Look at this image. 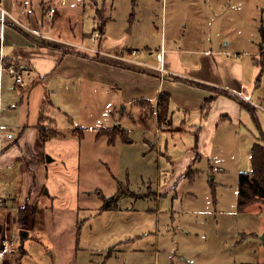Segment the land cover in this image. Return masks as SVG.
<instances>
[{"label": "rangeland", "instance_id": "1", "mask_svg": "<svg viewBox=\"0 0 264 264\" xmlns=\"http://www.w3.org/2000/svg\"><path fill=\"white\" fill-rule=\"evenodd\" d=\"M16 1L14 15L25 1L41 11L42 1L51 4L54 12L49 5L46 12L52 18L51 35L80 41L90 50L97 44L93 33L101 34L91 16L101 7L108 43L125 41L143 57L147 48L155 50L162 42L191 49L204 44L236 55L249 78L254 64L248 51H261L251 40L260 35L264 0ZM94 84L74 79L57 96L84 127V136L77 138L81 151L74 174L79 207L75 227L71 216L62 217L59 234L49 228L53 240H39L30 249L33 259L61 264L76 253L79 264H264V200L244 211L237 207L239 173L251 170L252 134L226 121L211 154L195 158L191 133L155 134V120H144L139 106L125 112L116 91L103 92ZM255 84L253 100L262 103L264 67L257 70ZM5 88L18 99L14 84H4L3 120L11 116L5 111ZM116 124L131 142L121 135L113 142L96 139V131ZM147 129L153 133L150 141L143 137Z\"/></svg>", "mask_w": 264, "mask_h": 264}, {"label": "crops", "instance_id": "2", "mask_svg": "<svg viewBox=\"0 0 264 264\" xmlns=\"http://www.w3.org/2000/svg\"><path fill=\"white\" fill-rule=\"evenodd\" d=\"M26 2L14 15L17 1L0 0V46L4 54V67L0 69V238L12 237L15 246L19 245L18 252L6 254L9 258L5 256L3 264H40L30 249L39 240H53L49 228L57 236L64 216H71L75 227L79 194L74 174L84 127L57 99L59 91L67 89L74 79L95 83L103 92L116 91L125 112L128 106H139L144 120H155V134L164 131L173 138L175 132L191 133L194 137L189 148L195 158L211 154L214 137L226 121L240 131L248 130L254 143L261 142L251 114L235 96L254 105L264 132V111L253 100L257 70L264 67V13L260 35L251 40L260 44L261 51H248L254 64L248 78L236 55L204 44L191 49L172 43L167 47L162 42L155 50L147 48L145 57L133 56L135 47H126L125 41L108 43L103 12L91 16L101 31L95 49L83 48L80 41L51 35L52 18L46 17L51 4L42 1L41 11ZM2 8L6 11L3 19ZM160 50L166 69L163 73L156 67ZM130 57L140 63L127 61ZM9 63L19 66L21 82L6 70ZM8 75L18 99L8 96L11 90L5 88V111L11 116L3 120L2 88L12 84ZM159 98L165 100L164 110L158 105ZM127 113L131 115L130 110ZM7 133H12V138H7ZM151 135L149 129L144 131V140L150 141ZM95 137L107 136L97 137L96 131ZM21 209L26 210L24 225L18 221ZM73 235L74 229L69 239ZM41 245L50 252L49 246ZM60 263L79 264L76 253L73 259ZM153 264H158L157 260Z\"/></svg>", "mask_w": 264, "mask_h": 264}, {"label": "trees", "instance_id": "3", "mask_svg": "<svg viewBox=\"0 0 264 264\" xmlns=\"http://www.w3.org/2000/svg\"><path fill=\"white\" fill-rule=\"evenodd\" d=\"M95 12L97 16H100L102 13V8L97 7ZM235 97L237 98L241 106L246 108L251 114V117L259 133V140L261 141L255 142L251 148V170L241 171L239 173L237 207L239 211H244L248 206L252 205L253 203L264 200V132L261 129L254 105L240 97ZM160 98L158 100V105H161L162 110H164L166 108V103L164 98ZM158 118L162 119V116L159 115ZM102 135H106L108 137V142H113L115 137H117L118 135H121L126 142H131V139L128 137L126 130L122 129L119 126L100 128L97 131V137H100ZM43 137L44 136H42V138ZM186 173H188V170ZM25 212L26 210L21 209L19 214L18 221L22 225H24L25 222Z\"/></svg>", "mask_w": 264, "mask_h": 264}, {"label": "built area", "instance_id": "4", "mask_svg": "<svg viewBox=\"0 0 264 264\" xmlns=\"http://www.w3.org/2000/svg\"><path fill=\"white\" fill-rule=\"evenodd\" d=\"M49 12L50 13H53L54 12V8L53 7H50L49 9ZM6 14V11L5 9H1V17L2 19L4 18ZM93 36L97 39L99 37V33L98 32H94L93 33ZM92 49H95V48H92ZM137 50L136 49H133L131 50V54L134 56L135 54H137ZM156 57H157V60L160 61V64L156 65L157 69L163 73V72H166V69L164 67V64H163V51L160 50L156 53ZM127 61L129 62H134V63H140L139 61H137L136 59L130 57V58H126ZM4 67V54H3V51L1 49V46H0V69H2ZM6 70L13 74L15 76V80L17 82H21L22 81V75L21 73L19 72V66L14 64V63H9L7 66H6ZM258 108H260L261 110L264 111V104H257L256 105ZM1 134H0V141H1ZM12 133H7L6 134V137L7 138H12ZM0 150H1V145H0ZM3 237V236H2ZM0 238V264H3V259L5 258L6 254L7 253H10L14 248H16L15 244H14V239H11L4 236V238Z\"/></svg>", "mask_w": 264, "mask_h": 264}, {"label": "water", "instance_id": "5", "mask_svg": "<svg viewBox=\"0 0 264 264\" xmlns=\"http://www.w3.org/2000/svg\"><path fill=\"white\" fill-rule=\"evenodd\" d=\"M262 241H263V244H264V232L262 234Z\"/></svg>", "mask_w": 264, "mask_h": 264}, {"label": "flooded vegetation", "instance_id": "6", "mask_svg": "<svg viewBox=\"0 0 264 264\" xmlns=\"http://www.w3.org/2000/svg\"><path fill=\"white\" fill-rule=\"evenodd\" d=\"M17 247L19 248V245L18 246H16V248H14L11 252H13V251H15L16 249H17Z\"/></svg>", "mask_w": 264, "mask_h": 264}]
</instances>
